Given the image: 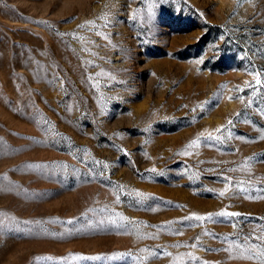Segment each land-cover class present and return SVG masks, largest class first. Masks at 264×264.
Returning a JSON list of instances; mask_svg holds the SVG:
<instances>
[{
    "label": "rangeland",
    "instance_id": "rangeland-1",
    "mask_svg": "<svg viewBox=\"0 0 264 264\" xmlns=\"http://www.w3.org/2000/svg\"><path fill=\"white\" fill-rule=\"evenodd\" d=\"M262 237L264 0H0V264H264Z\"/></svg>",
    "mask_w": 264,
    "mask_h": 264
},
{
    "label": "snow or ice",
    "instance_id": "snow-or-ice-1",
    "mask_svg": "<svg viewBox=\"0 0 264 264\" xmlns=\"http://www.w3.org/2000/svg\"><path fill=\"white\" fill-rule=\"evenodd\" d=\"M257 83L260 84L261 81H260V80H257ZM218 131H220V130H218ZM207 139L211 140L212 137H208ZM192 143H193V144H196V141H193ZM221 195H223V193H221ZM220 215H225V214H224V213H221ZM231 215H236V214H231ZM196 219H197V220H200V219H202V218H201V217H196ZM261 239H264V237H262ZM92 259H97V258H92Z\"/></svg>",
    "mask_w": 264,
    "mask_h": 264
}]
</instances>
